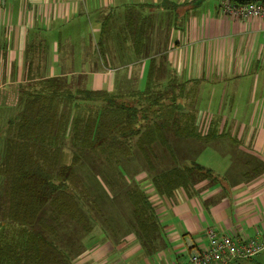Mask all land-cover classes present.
I'll return each mask as SVG.
<instances>
[{
  "label": "crops",
  "instance_id": "0c3cea01",
  "mask_svg": "<svg viewBox=\"0 0 264 264\" xmlns=\"http://www.w3.org/2000/svg\"><path fill=\"white\" fill-rule=\"evenodd\" d=\"M221 1L0 0V105L8 90L23 102L22 87L40 78L62 77L89 91L131 94L147 87L154 68L162 84L174 78L198 84L202 126L216 118L214 111L222 110L227 96L239 103L247 89L245 122L232 123L231 134L258 141L234 145L228 140L261 171L245 178L235 170L246 163L216 153L218 159L213 154L208 165L197 161L213 171L212 178L176 190L169 199L145 190L161 230L156 251L143 247L132 229L120 231L119 225L115 239L93 229L80 240L74 264H188L192 254L207 247L210 228L238 238L264 234V18H229ZM222 122L228 134L230 122ZM225 140L221 143L229 144ZM149 179L146 173L134 178L143 189ZM263 253L243 264H261Z\"/></svg>",
  "mask_w": 264,
  "mask_h": 264
},
{
  "label": "trees",
  "instance_id": "16d2710c",
  "mask_svg": "<svg viewBox=\"0 0 264 264\" xmlns=\"http://www.w3.org/2000/svg\"><path fill=\"white\" fill-rule=\"evenodd\" d=\"M155 73L152 68L143 91L119 96L74 87L62 77L32 79L22 87L20 112L10 117L4 130L0 264H20L23 256L25 264H69L66 254L32 227L49 203L53 207L50 222L59 224L68 218L74 222V232L81 233L80 240L95 227L106 239L118 234L124 218L112 222L88 196L81 164L90 153L100 159L97 167L112 184L111 193L104 192L105 205L125 213L128 228L136 232L143 247L157 250L161 230L156 209L146 187L134 178L148 174V186L163 199L176 190H188L214 173L196 162L178 165L185 160L180 147L190 152L196 140L211 144L226 139L227 133L221 130V119L198 124L199 109H194L198 84L176 78L162 84ZM185 93L191 100L184 99ZM231 142L240 144L235 138ZM47 222L45 230L54 235Z\"/></svg>",
  "mask_w": 264,
  "mask_h": 264
},
{
  "label": "rangeland",
  "instance_id": "374dc122",
  "mask_svg": "<svg viewBox=\"0 0 264 264\" xmlns=\"http://www.w3.org/2000/svg\"><path fill=\"white\" fill-rule=\"evenodd\" d=\"M242 91H246V95H247V89L246 87L242 90ZM7 94L6 96L3 97V102H1L2 106L4 104L3 107H0V165L2 163V159H3V155H4V147H5V134H4V130L6 128V122L10 119L11 116L17 114L18 110L21 108L22 106V97L21 95L17 96V95H12L10 90L6 91ZM187 93H185V97L187 96L186 101L191 100V95H186ZM198 95V94H197ZM246 95L244 97H240V102L239 103H235L232 102L231 97L227 96V103L222 105V110L217 112H215V116H216V120H222L224 119V122L229 121L230 122V126L227 128L228 134L226 135V143L229 144H223L221 143L222 140H216L211 144H206V143H202L199 141H195L192 145H191V151L188 152L187 151V147L186 146H182L180 147V154L184 156L183 159H185L182 164H178V165H191L194 162L200 163V164H204V165H208L207 163H211V156L214 154V159H218V157L215 155H221L223 156V158H226L227 156L230 157V159L232 161H234L235 163L238 164H242L244 165L247 162H250V157L249 155H246L244 153L243 154L236 152L237 149H235L236 147H232V144L229 142L228 139H237L239 140L238 143L240 144H251L252 142L257 143L258 139H248L250 138L249 136H245L244 135H233L231 134L234 125H231L232 123L236 122L237 123H244L245 122V114H246V110L249 108L248 104L244 101H246ZM199 98V97H197ZM218 98V97H217ZM195 111H197V109L200 107V102H197V100H195ZM239 110L240 112L238 113ZM262 120V119H261ZM261 120H258V123L261 122ZM225 125V123H222V126ZM233 126V127H232ZM240 131V130H239ZM240 133H243V131L241 130ZM181 141H185V142H191V140H183L180 139ZM185 142H181V144H186ZM179 149V147H178ZM90 154H85L83 156V160H82V168H81V172L84 175V181L86 183V186L88 188V196L90 197L91 200H96V202H98L99 204V209L101 211H105L107 212V215L110 216L112 222L117 221V218H124L123 223L119 224L120 225V231H124L129 227V223L126 222L125 217H127V215L125 213H122L119 210L116 209H110L109 207H107L105 205V194L104 192H106L108 195L111 193V183L108 180V175L102 171L99 170V168L97 167L100 164V159L97 158H93L90 156ZM182 159V158H181ZM228 159V162H230L231 160ZM255 160V159H252ZM178 161V159H177ZM256 161H253V164H256ZM251 163V162H250ZM247 164V163H246ZM214 165V164H212ZM252 165V163H251ZM250 164H247L246 167H236V174L238 173V171H242L241 172V176L248 178L256 173H258L259 171H261V168L259 169L258 166H251ZM143 174V173H142ZM140 174V175H142ZM137 175V176H140ZM229 175V174H227ZM226 176V175H225ZM109 181V183H108ZM110 184V185H109ZM110 186V187H109ZM113 192V191H112ZM115 192V191H114ZM53 207L52 204L49 203L47 206H45L41 212L39 213L38 218L36 217V220L33 222L32 227L33 230L36 231L39 235H41L45 241H49L52 242L57 248H59L63 253L66 254V256L68 257V262L69 264H74V262L72 260L75 259L76 256H78L81 252L80 250V237H81V233L75 231L74 232V222L71 220H68V218L64 217L62 218L57 224L53 221L50 222V216L52 213ZM94 213V212H93ZM41 218H44L42 223H41ZM46 219L49 221L47 222L49 224V227H52L54 230V235L50 232L45 230V226L44 224L46 223ZM53 224V226H52ZM24 226V225H23ZM6 230L9 229L8 227H5ZM4 230V229H3ZM93 234L96 235H100V229L99 227H95L94 228V232ZM117 235V234H116ZM116 235L111 236V239H115ZM264 254V253H263ZM255 259H253L251 262H253ZM257 260V259H256ZM232 264H243V260H238L233 262ZM261 264H264V261L261 262Z\"/></svg>",
  "mask_w": 264,
  "mask_h": 264
},
{
  "label": "built area",
  "instance_id": "2783aa9c",
  "mask_svg": "<svg viewBox=\"0 0 264 264\" xmlns=\"http://www.w3.org/2000/svg\"><path fill=\"white\" fill-rule=\"evenodd\" d=\"M221 10L232 19L264 18V0L246 3L222 0ZM146 191L151 193L154 189L148 186ZM206 238L207 247L192 254L188 264H232L238 260L252 259L264 252V234L261 233L253 238H238L220 235L214 228H210Z\"/></svg>",
  "mask_w": 264,
  "mask_h": 264
}]
</instances>
